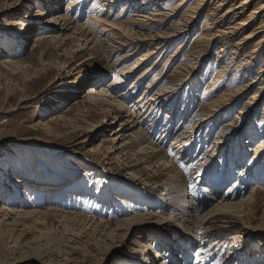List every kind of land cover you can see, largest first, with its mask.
I'll use <instances>...</instances> for the list:
<instances>
[{
	"label": "bare ground",
	"instance_id": "1",
	"mask_svg": "<svg viewBox=\"0 0 264 264\" xmlns=\"http://www.w3.org/2000/svg\"><path fill=\"white\" fill-rule=\"evenodd\" d=\"M94 1V5L86 15L88 0H69L64 7L61 5L62 0H43L45 2L43 14L48 15L45 21L25 17L23 22L15 20V24H25V31L20 34L23 37L29 31L42 29L43 33H39L34 39L32 50L35 51L40 43L46 40L58 45L59 53L57 54L60 58L46 59L45 55L48 51L43 48L40 53V62L34 67L27 62H14L10 58L5 59L4 63L17 66L23 69L27 76L33 77L40 74L46 75L51 69L67 71L69 75L79 73L80 81L66 86V91L71 96L77 94L75 89L79 88L81 83L91 81V85L87 87L88 92L76 106L79 113L77 117L60 114L53 116L51 120L62 119L65 127L72 128L73 132L84 130L95 133L104 130L109 123L119 122V127L115 128V134L119 133L115 137L103 138L94 146L93 152L101 157H97V161L94 162L97 165L101 164L104 170L112 172L113 163L116 160L123 161L125 165L123 168L128 171L129 176L142 180L145 186L151 185L152 189L164 187L163 192L161 196L154 197L150 204L153 209L132 217L121 218L115 222L116 228L103 218L97 219L91 214L62 211L59 207L55 206V208L52 205L45 211H41L26 210L22 206L13 207L3 203L0 204V217L6 219L12 214L15 215V220L21 216H31L36 212L41 215L54 213L64 219L77 220L84 225L86 231L90 229L97 233L100 241H112L113 233L129 224H143L154 217H159L164 220L162 224H165L159 226L171 228L170 224L174 222L178 228L169 229L170 236L164 235L165 238L159 243L161 250L150 241L153 233L138 235L137 241H140L139 244L142 243L139 253L153 260V264H193L192 251L189 249L197 245V242L203 243L211 236L214 237L212 246H223L232 239L230 250L221 264H231L233 259L238 258L243 264H263L258 261L257 263L252 256L248 255L251 251L250 247L247 249L246 246L237 247V243L243 242L242 239L247 236L246 231L235 232L230 236L226 235L227 237L224 234L216 235L214 232L217 228L230 230L236 224H245V214L240 212H245L244 205L251 202L259 193V189H256L258 186L236 196L229 192L221 195L218 191L212 192L211 189L202 186L203 194L201 193L199 198L203 199L195 201L188 196L190 177L180 169L178 162L180 160L194 162L193 147L196 145V139L199 138V143L203 142L209 149L207 152L211 153L207 154L204 161L201 160L197 173L204 175L211 164L219 162L221 154L223 156L222 173L227 177L230 173L228 165L237 169L244 165L250 151H253L247 144L256 143L253 156L251 155L247 165L243 166L231 188L240 183L246 184L251 179L259 180V183L264 182V107L258 108V101L261 100L264 91V0ZM10 6L14 7L13 4ZM118 6L121 7L120 13L112 15V9ZM204 12L206 15L199 33L198 19ZM84 16H87V19H84ZM197 32L199 35L189 45L186 41L191 40ZM180 38L184 39L179 43V47L176 51H172L171 57L162 63L164 53ZM218 44L220 45L219 58L229 55L230 59L225 65H219L210 78L211 73L201 78L196 64L210 57ZM141 49H147V51L129 65L128 62ZM66 55H70L69 59L61 58ZM97 56L107 61V67L114 79L107 82L104 71L88 68L91 64L90 60ZM178 57L182 61L177 63L166 78L165 71L169 68V62ZM145 64L148 65L138 74V70ZM158 68L159 71H157ZM153 71H157L155 76L132 101ZM131 77H133L132 85L121 89L125 86L121 85ZM209 79L211 80L206 84L201 99L203 103L197 113L194 110L198 98L197 87ZM227 79H229L228 82ZM240 82L241 84L236 86ZM248 87L257 88L248 99L244 100L243 96ZM221 89L222 91L215 99L205 102ZM184 90H186L185 94ZM183 95L185 97L187 95L186 106L180 110ZM92 106L100 112L93 111ZM238 106H240L238 109L240 115L236 113L235 118L230 119ZM254 106L256 108L253 110ZM70 108L72 107L69 106V110ZM162 112L166 113V120L161 126L159 141H155L153 135L160 124L157 121ZM176 112H178L177 117L180 116V118H176ZM100 113L104 115V118L94 120L89 124V128H82L80 121H92L89 117ZM110 118L114 120L110 121ZM228 119L230 120L227 123L222 124ZM241 119L249 120V124L238 141H235L234 137L240 128ZM148 120L150 121L149 130L146 131L143 125ZM185 123L189 125L181 128L180 125ZM35 125L40 126V121ZM218 125L220 128L216 133L214 128ZM57 134L62 133L57 132ZM169 138L172 143L168 149H165L162 142ZM107 141H113L114 145L108 146ZM260 163L263 169H258ZM141 164H144L143 169L131 170ZM18 181L21 180L18 179ZM145 186L142 187L145 188ZM205 191L212 193L205 195ZM208 202L212 203L210 207L211 203L208 205ZM213 217L224 218L216 225L212 220ZM202 230L203 233H201ZM152 252L155 254L153 257ZM165 252L168 256L164 257ZM158 258L162 259V262H158Z\"/></svg>",
	"mask_w": 264,
	"mask_h": 264
},
{
	"label": "rangeland",
	"instance_id": "2",
	"mask_svg": "<svg viewBox=\"0 0 264 264\" xmlns=\"http://www.w3.org/2000/svg\"><path fill=\"white\" fill-rule=\"evenodd\" d=\"M67 1L69 0H62L61 5L64 7ZM88 2L86 15L95 3L94 0H88ZM44 3L43 0H0V204L5 203L13 207L22 206L26 210L38 209L41 211H45L52 205L59 207L62 211L84 215L91 214L97 219L103 218L111 222L112 227H115V222L121 218L132 217L135 214L153 209L150 204L154 197L161 196L164 187L152 189L151 185L145 186L142 180L129 176L128 171L123 168L125 167L123 161L116 160L113 163L112 172L104 170L101 164L97 165L94 162L97 161V157L101 158L99 154L93 152L94 146L99 144L103 138L112 139L115 137L119 133L115 134V128L119 127V122L109 123L104 130L95 133L84 130V132L82 130L73 132L72 128L65 127L62 119L51 120L53 116L60 114L77 117L79 113L76 106L81 103L83 96L88 92L87 87L91 85V81L81 83L80 87L75 89L77 94L71 96L67 93L66 86L75 81L78 83L80 81L78 79L79 73L69 75L67 71L51 69L46 75L40 74L33 77L27 76L28 74L17 66L4 63L5 59L10 58L14 62H27L34 67L40 62V53L43 48L48 51L45 55L46 59L56 60L59 57L57 54L59 53L58 45L46 40L42 41L35 51L32 50L34 39L36 35L43 33L42 29L29 31L23 37L20 34L25 31V24H15V20L23 22L25 17L28 19L34 17L40 19L41 22L45 21L48 15L43 14ZM10 4H13L14 7ZM165 10L169 11L168 9ZM120 11V6L114 7L112 15H117ZM205 15L206 12L198 19L199 33ZM84 19H87V16H84ZM198 32L197 35H194L195 37L193 36L191 40L186 41L189 42V45L199 35ZM183 39L180 38L169 47L164 53L162 63L171 57L172 51H176ZM214 49L210 57L196 64V69L201 78H205L211 73L210 78L219 65H225L230 59L229 55L219 58V44ZM145 51L147 49H141L137 52L128 64L134 63L138 59L137 57ZM69 56H62L61 58L69 59ZM180 61L182 59L178 57L169 62V68L165 71V73L167 72L166 78ZM90 63L88 68L102 70L106 73L107 82L114 79L105 59L97 56L91 59ZM147 65L142 66L137 73H141ZM157 71L152 72L151 77L142 85L132 101L146 88L147 82L155 76ZM133 77L122 84L121 86H125L121 89L130 87ZM210 80L197 87L198 98L194 107L196 112L203 103L201 99L205 86ZM228 81L229 79H227ZM240 84L241 82L236 86ZM256 88L248 87L243 99H248ZM221 91L222 89L216 91L205 102L208 103L215 99ZM185 92L186 90H184V94ZM186 98L187 95L186 97L183 95L180 110L186 106ZM260 99L258 108L264 107V91ZM69 106L72 107L70 110ZM92 107L93 111L98 110L95 106ZM239 108L240 106L233 111L230 119L235 118L234 114L236 113L240 115L238 113ZM255 108L256 106L253 110ZM180 110L178 109V112ZM178 112L175 113L176 118H180V116L177 117ZM85 113L87 114V112ZM102 118L104 115L100 113L89 117V120L92 121H80V123L83 129L89 128L90 123ZM110 119V121L114 120V118ZM230 119L222 122V124L227 123ZM159 120L157 122L160 124L153 135L155 141H159L160 129L166 120L165 112H162ZM39 121L40 126H36L35 124ZM149 122L148 120L143 125V128L147 129L146 131L149 130ZM248 124L249 120H240V128L234 137L235 141H238L242 136ZM188 125L185 123L181 124L180 127L185 128ZM219 126L214 128L216 133L219 131ZM57 132L62 134H57ZM81 140L82 142H79ZM107 142L108 146L114 145L113 141ZM199 142L200 140L197 138L196 145L193 147L195 154L193 163L185 162V160L178 162L180 169L190 177L188 196H191L195 201L203 199L199 198L203 194V187L211 189L212 192L218 191L221 195L229 192V194L236 196L241 195L242 192H249L258 186L256 189H259V193L251 202L244 205L245 212H240V214H245V227L240 223L230 230L229 228H217L214 232L216 235L230 236L235 232L246 231V239L243 238V242H238L237 247L246 246V249L250 247L251 251L248 255L252 256L256 262L264 264V182L259 183V180L251 179L246 184L240 183L231 188L233 181L240 175L243 166L247 165L250 156H253L256 143L247 144L253 151H250L244 165L242 164V167L239 166L238 169L228 165L230 176L228 174L225 177L222 173L221 161L223 156L221 154L219 162L216 161L211 164L204 175L197 173L201 160L204 161L207 154L211 153L207 152L209 149L203 142L201 144ZM171 143V138L164 143L162 142L165 149H168ZM231 158L234 159V154ZM230 163L228 162V164ZM261 165L260 163L258 169H263V165ZM143 168L144 164H141L131 168V170ZM212 192L210 191V193ZM206 193L210 194L208 191H205V195ZM211 205L212 203L209 207ZM35 214L28 215V217L21 216L15 220V215L12 214L6 219L0 217V264L7 262L13 264H153V260L139 253L142 243L139 244L140 241H137L138 235L153 233L151 234L153 238L150 241L157 249L161 250L159 243L165 236H170L169 229L178 228L174 222L170 224L171 228L159 226L164 220L154 217L143 224H129L125 228L117 229L112 235V241H100L97 233L90 229L86 231L84 225L75 219H64L54 213ZM223 218L213 217L212 220L218 225ZM213 240L214 237L211 236L203 243L197 242V245L202 248L195 244L193 248L189 249L192 251L193 264H221L230 250L232 239H229L228 243L223 246H212ZM153 255H155L154 252L151 253L152 257ZM166 255L168 256L165 252L163 256ZM161 260L158 258V262H162ZM240 263L243 264L239 258L233 259L231 262V264Z\"/></svg>",
	"mask_w": 264,
	"mask_h": 264
}]
</instances>
